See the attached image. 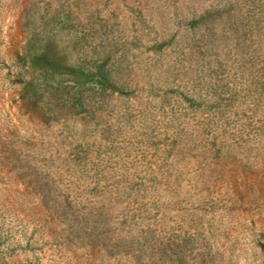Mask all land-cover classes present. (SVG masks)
<instances>
[{
	"label": "rangeland",
	"instance_id": "obj_1",
	"mask_svg": "<svg viewBox=\"0 0 264 264\" xmlns=\"http://www.w3.org/2000/svg\"><path fill=\"white\" fill-rule=\"evenodd\" d=\"M0 264H264V0H0Z\"/></svg>",
	"mask_w": 264,
	"mask_h": 264
}]
</instances>
